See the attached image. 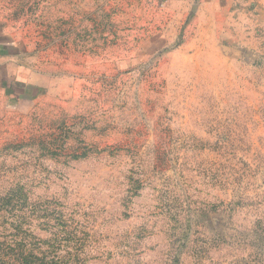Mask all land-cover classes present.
<instances>
[{
  "label": "rangeland",
  "instance_id": "374dc122",
  "mask_svg": "<svg viewBox=\"0 0 264 264\" xmlns=\"http://www.w3.org/2000/svg\"><path fill=\"white\" fill-rule=\"evenodd\" d=\"M185 1L0 0V264H264V0Z\"/></svg>",
  "mask_w": 264,
  "mask_h": 264
},
{
  "label": "crops",
  "instance_id": "0c3cea01",
  "mask_svg": "<svg viewBox=\"0 0 264 264\" xmlns=\"http://www.w3.org/2000/svg\"><path fill=\"white\" fill-rule=\"evenodd\" d=\"M192 0H186L184 4H188ZM10 80V76L1 73V65H0V86H5L6 83L8 84ZM18 87L20 88V93L22 94L21 96L26 97V94L30 92V87L27 86L26 84H18Z\"/></svg>",
  "mask_w": 264,
  "mask_h": 264
}]
</instances>
